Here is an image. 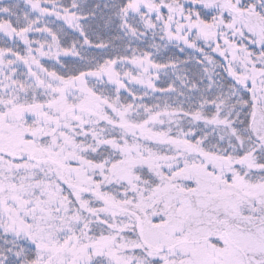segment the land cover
<instances>
[{
  "label": "snow or ice",
  "instance_id": "snow-or-ice-1",
  "mask_svg": "<svg viewBox=\"0 0 264 264\" xmlns=\"http://www.w3.org/2000/svg\"><path fill=\"white\" fill-rule=\"evenodd\" d=\"M0 264H264V0H0Z\"/></svg>",
  "mask_w": 264,
  "mask_h": 264
}]
</instances>
